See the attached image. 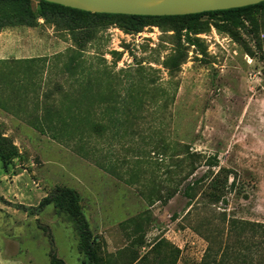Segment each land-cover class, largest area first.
Wrapping results in <instances>:
<instances>
[{
  "label": "rangeland",
  "instance_id": "rangeland-1",
  "mask_svg": "<svg viewBox=\"0 0 264 264\" xmlns=\"http://www.w3.org/2000/svg\"><path fill=\"white\" fill-rule=\"evenodd\" d=\"M19 7L0 4V179L23 187L0 196V264H264L259 232L232 230L264 224V7L189 35L37 0L6 25ZM57 189L88 238L40 206Z\"/></svg>",
  "mask_w": 264,
  "mask_h": 264
},
{
  "label": "trees",
  "instance_id": "trees-1",
  "mask_svg": "<svg viewBox=\"0 0 264 264\" xmlns=\"http://www.w3.org/2000/svg\"><path fill=\"white\" fill-rule=\"evenodd\" d=\"M30 1L31 0H0V4L6 3V2L17 3V4H20L21 8H23V6L28 5ZM37 1L39 4L40 12L43 15L60 14L64 12L77 13V14H90V12H87V11L72 9V8L65 7L59 4L50 3L44 0H37ZM263 7H264V2L256 4V5L242 7V8L220 10V11H210V12L183 15V16H137V15L105 14V13H95V15L115 16V17L119 16V17L126 18L128 20V24L130 28L134 31H137L142 26H145V24H147L149 19H180L185 22V26L183 29L186 30L187 35H189L191 32H193L196 29L198 22L204 16H209L211 18H214L218 15H221L224 21L231 23V25H233L234 27L242 28L245 26V22H244L245 15H247L249 12L254 11L255 9L263 8ZM21 8L19 12L20 14L18 13L19 15L17 16H10V18L8 19L9 23H7L6 25L14 23V20L17 19V17H21V16L23 17L22 13L25 14L26 9L25 8L21 9ZM2 18H6V17H2ZM2 18H0V20H3ZM6 144L7 142L5 143L4 139L0 135V159L2 160L4 165L7 164V160L9 158L7 149H5ZM52 203L55 204V206L58 207L60 210H62L63 212L73 217L78 222L79 229L82 232V237L88 238L89 231L87 228L86 220L84 219V216L78 207V198L74 192H72L71 190H66V189L64 190L57 189L54 192H51L50 195H48L47 197L43 198L40 206L41 207L48 206L49 204H52ZM232 223H233L232 230L239 228L237 226L240 225L243 227L245 226V228H248L251 231L259 232V234L262 237V241L260 242V245H262L264 241V224L251 223L248 221H238V220L237 221L234 220L232 221ZM241 229H244V228L241 227ZM249 243H250L249 239L245 241L246 249L251 248V244ZM223 253L226 255L227 251H223ZM219 264H221V261L219 262Z\"/></svg>",
  "mask_w": 264,
  "mask_h": 264
},
{
  "label": "water",
  "instance_id": "water-1",
  "mask_svg": "<svg viewBox=\"0 0 264 264\" xmlns=\"http://www.w3.org/2000/svg\"><path fill=\"white\" fill-rule=\"evenodd\" d=\"M72 9L105 14L183 16L256 5L264 0H44Z\"/></svg>",
  "mask_w": 264,
  "mask_h": 264
},
{
  "label": "crops",
  "instance_id": "crops-1",
  "mask_svg": "<svg viewBox=\"0 0 264 264\" xmlns=\"http://www.w3.org/2000/svg\"><path fill=\"white\" fill-rule=\"evenodd\" d=\"M0 196L4 195H8V194H3V192L5 191V186H7L11 192H14L15 195H22L23 196V187H22V184L20 183H15L12 185V184H9L6 179H0Z\"/></svg>",
  "mask_w": 264,
  "mask_h": 264
}]
</instances>
